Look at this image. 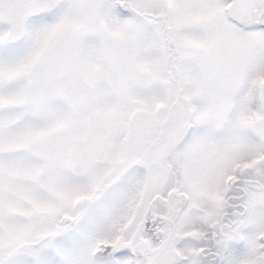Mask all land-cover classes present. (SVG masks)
Masks as SVG:
<instances>
[{
	"label": "snow or ice",
	"instance_id": "snow-or-ice-1",
	"mask_svg": "<svg viewBox=\"0 0 264 264\" xmlns=\"http://www.w3.org/2000/svg\"><path fill=\"white\" fill-rule=\"evenodd\" d=\"M0 264H264V0H0Z\"/></svg>",
	"mask_w": 264,
	"mask_h": 264
}]
</instances>
